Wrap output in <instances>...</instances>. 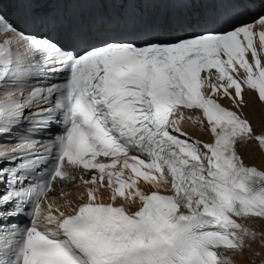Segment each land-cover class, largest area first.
Instances as JSON below:
<instances>
[{
  "label": "snow or ice",
  "instance_id": "1",
  "mask_svg": "<svg viewBox=\"0 0 264 264\" xmlns=\"http://www.w3.org/2000/svg\"><path fill=\"white\" fill-rule=\"evenodd\" d=\"M246 93L264 105V0H0V264L264 247Z\"/></svg>",
  "mask_w": 264,
  "mask_h": 264
},
{
  "label": "bare ground",
  "instance_id": "2",
  "mask_svg": "<svg viewBox=\"0 0 264 264\" xmlns=\"http://www.w3.org/2000/svg\"><path fill=\"white\" fill-rule=\"evenodd\" d=\"M245 100L248 101V107L245 109V113L251 120L253 127L260 131L264 125L263 107L262 105L245 94ZM186 129L191 133L194 131L193 125H185ZM199 136V133H196ZM240 153L244 157L245 162L248 164H254L257 167L264 168V155L257 149L255 144L242 145L240 147ZM259 253L258 255H254ZM259 258V259H258ZM239 264H262L264 263V247L259 242H253L251 248L246 251L245 257H236Z\"/></svg>",
  "mask_w": 264,
  "mask_h": 264
},
{
  "label": "rangeland",
  "instance_id": "3",
  "mask_svg": "<svg viewBox=\"0 0 264 264\" xmlns=\"http://www.w3.org/2000/svg\"><path fill=\"white\" fill-rule=\"evenodd\" d=\"M259 259V258H258ZM262 264H264V263H262Z\"/></svg>",
  "mask_w": 264,
  "mask_h": 264
}]
</instances>
